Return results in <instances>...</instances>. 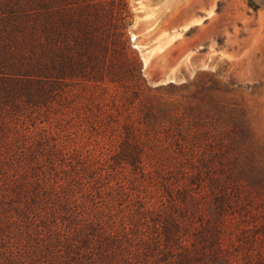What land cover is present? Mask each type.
Here are the masks:
<instances>
[{
    "label": "trees",
    "instance_id": "1",
    "mask_svg": "<svg viewBox=\"0 0 264 264\" xmlns=\"http://www.w3.org/2000/svg\"><path fill=\"white\" fill-rule=\"evenodd\" d=\"M113 5L0 0V264H264L245 112L145 96Z\"/></svg>",
    "mask_w": 264,
    "mask_h": 264
},
{
    "label": "rangeland",
    "instance_id": "2",
    "mask_svg": "<svg viewBox=\"0 0 264 264\" xmlns=\"http://www.w3.org/2000/svg\"><path fill=\"white\" fill-rule=\"evenodd\" d=\"M112 7L142 63L145 96L195 94L236 106L264 145V0H114Z\"/></svg>",
    "mask_w": 264,
    "mask_h": 264
}]
</instances>
